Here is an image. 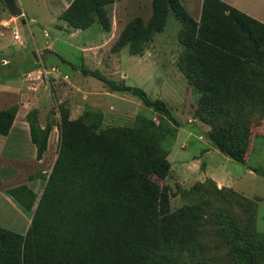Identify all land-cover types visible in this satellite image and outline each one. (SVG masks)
Wrapping results in <instances>:
<instances>
[{
    "label": "trees",
    "instance_id": "obj_1",
    "mask_svg": "<svg viewBox=\"0 0 264 264\" xmlns=\"http://www.w3.org/2000/svg\"><path fill=\"white\" fill-rule=\"evenodd\" d=\"M115 1L118 0H73L65 10V19L73 27L83 28L97 16L102 27L109 29L106 6ZM169 14L181 24L179 43L183 51L177 64L189 88L200 92L199 118L240 115V100L248 102L246 107L264 109V23L223 0H203L199 20L191 17L179 0H151L148 20H129L113 48L129 46L132 54L142 51L162 30ZM189 54L194 57L189 59ZM80 70L105 83L108 91L138 97L144 106L161 115L160 124L139 116L141 121L131 128L96 131V126L80 118L68 119L64 113L58 123L60 150L47 182L51 184L43 192V198L50 199L40 200L33 208L36 194L29 186L21 184L7 190L32 215L25 234L0 227V264H177L169 255L157 257L162 245L168 247L176 240L178 217L159 214L162 187L153 175L164 181L171 174L167 158L170 149L162 145L163 120L173 127L180 123L162 99H151L142 88L116 83L98 70L84 66ZM16 111V107L0 110V134L8 133ZM26 120L40 159L55 123L46 122L42 127L35 109L27 112ZM210 125L208 139L212 145L245 164L249 137L239 134L231 122ZM98 147L101 150L66 200L59 208L51 205L54 197L67 193L64 170ZM256 212L255 208V219ZM222 219L217 225L221 234L231 240L240 259L236 264H264L255 230L250 235H238L235 223L225 218L223 225ZM238 243L242 245L239 249Z\"/></svg>",
    "mask_w": 264,
    "mask_h": 264
},
{
    "label": "rangeland",
    "instance_id": "obj_2",
    "mask_svg": "<svg viewBox=\"0 0 264 264\" xmlns=\"http://www.w3.org/2000/svg\"><path fill=\"white\" fill-rule=\"evenodd\" d=\"M183 1L188 2V6L192 7L191 1ZM237 1L249 4L253 8H258V5L262 2V0ZM15 4L20 8L22 7L24 11L22 18L25 19V24L22 23L21 17L17 18L11 15L4 1L0 0V38H6L8 35L13 37L15 31H18L20 39L23 42L21 44L17 40L15 45L10 43L6 50H0V58L6 57L9 59L7 64L3 65L0 63V85L14 87L17 82L19 83L21 81L19 76L23 72L20 71L21 66H23L24 72L35 71L34 74L37 75V78L32 75L31 77H33V81L37 80L41 83L40 105L42 107L30 110L35 109L37 111L38 120L43 124L46 122L57 123V126L53 127L51 133L54 135V146L49 152L51 155L50 157H46L44 162L41 163L38 171L40 177L38 182L35 181L38 184L35 187L37 188L36 199L40 201L44 199L43 192L48 185L46 181L50 177L49 172L58 157L61 141L60 128L58 127L60 121L58 108L56 104L52 102L48 103V99H46V94L50 91L49 87L52 81H57L59 85H62L61 83L67 82V80H64L67 77L63 76V74H66V76H69L68 81L73 83V85L75 84L78 87V91L81 92L90 90V88L91 90L92 88L100 89L102 85L107 91L109 88L96 77L85 75L81 72V66L84 65L80 61V55L77 49L68 43L71 38L65 33L68 27H73L65 19V10L61 11L59 22H56L52 16V7L46 4V0H16ZM111 9L110 6H106L107 14ZM124 9L126 15L131 11L127 6ZM190 10L191 13H189L194 16L196 9ZM80 15L78 14V16ZM150 15V7H146L144 13L143 11L140 12V16L145 21L148 20ZM3 18H8L14 21V23L3 22ZM132 18L134 16H127L120 23L119 35ZM181 29L180 21L173 14H169L165 18L162 30L146 43L150 44L146 45L142 51L135 53L143 54L147 50V55L150 58L148 62L138 61L137 57L133 60L132 57L134 56L129 57V46L114 49L113 47L119 37L118 35V37L103 47L102 60L94 64H97L99 68L101 67L100 69H103L105 72L104 75L116 83L138 86L151 99H162L170 108L174 118L180 123V126L173 127L174 125L162 117L164 119V126L161 128L163 129V147L166 150L173 148L174 153L172 154L173 158L170 156L171 161L173 160L175 163L176 161L179 162L180 159L181 163L188 162L189 166L187 168L188 173L180 176L178 168H176L178 164H176L174 171L164 181L159 180L153 175V179L157 180L162 187L159 214L161 216L173 215L178 217V228L175 233L176 240H173L168 247L162 245L157 252V257L169 255L177 264H236L240 262V259L234 253V248L231 246V240L221 234L220 228L217 225V223H220V219L223 218L222 224L224 225L226 223L225 218H230L231 222L235 223L240 231L238 235H250L252 234V230H255L260 256L264 263V109L250 105L246 107L248 102L240 100L239 108H242L240 115L232 113L226 118L221 115H213L210 118L206 116L207 120H201L197 114V102L200 92H195L189 88L187 79L177 64L183 51L179 43ZM45 32L51 40H54L55 34L58 35L52 46H50L51 43H48L49 45L45 43ZM35 45H37L39 52H41V63L44 66H50V68H58L59 73L51 72L48 74V78L47 75L45 78H42L39 72L42 66L40 65L38 69L30 53V49L35 47ZM121 50H123V54H120ZM125 50L127 54H124L126 53ZM110 53H119L120 56L108 59L107 54ZM193 57V54H189V59ZM84 67L87 68L88 66ZM108 69H112V72H109ZM80 95V92L76 91L75 96L77 99ZM232 95L233 93L229 94V96ZM5 96L11 102L7 103L6 107L0 110L3 111L10 107L17 108L18 104L14 102L13 94L6 93ZM105 102H109L106 104L109 107L118 109L116 112L106 109L103 121L101 123L98 121L97 123L98 127H96V131L108 130L113 127L131 128L137 121H141V118H138L139 116L150 119L156 125L160 124L161 115L154 112L151 108L144 106L138 97L128 92H117V96L105 100ZM74 103L76 102L74 101L72 105H75ZM0 105L2 106V104ZM70 108L73 118H77L82 113V109L78 105ZM105 108L108 107L105 106ZM216 109L219 110L218 107ZM27 110L24 107L22 115ZM81 116L83 115L81 114ZM91 116L95 118L94 114ZM220 121L234 123L239 134L243 133V135L249 137L247 161L245 164L225 156L208 139V133L211 129L210 123ZM187 131H191V133L189 134ZM180 135L184 136L175 141V137ZM174 141L175 145H173ZM180 143H182V148L179 147ZM8 148L9 144L7 145ZM207 148H210L211 152L206 153L205 150ZM100 150V147L96 148L92 153L90 152L85 157L78 159L77 162H74L73 166L64 170L63 175L67 176L63 184L67 193L54 197L51 205L57 204L58 208L60 207V204L66 200L68 192L71 191L70 189L76 184L79 176L85 171V168L89 166ZM175 151H178V153ZM182 153L188 154L186 156V154ZM190 156H194L195 159L198 158L199 160L190 162L192 161ZM210 165L217 169H225V172L230 177H235L234 186L235 188H241L243 193L229 187L215 186L210 177L215 175L216 172L209 171ZM247 167L261 176H258L257 180L252 178V175L247 174ZM226 188L236 193L232 194V191L230 192ZM48 198L44 200H49L50 198ZM255 208L257 209L256 219L253 216ZM25 213L28 214L29 212L25 211ZM241 247L242 245L239 243L236 246L238 249Z\"/></svg>",
    "mask_w": 264,
    "mask_h": 264
},
{
    "label": "crops",
    "instance_id": "obj_3",
    "mask_svg": "<svg viewBox=\"0 0 264 264\" xmlns=\"http://www.w3.org/2000/svg\"><path fill=\"white\" fill-rule=\"evenodd\" d=\"M16 3V0H14ZM19 1V0H18ZM185 10L189 13L193 8L196 9L195 15H191L195 20H199L200 13H201V6L203 0H189V2H192V7L188 6L189 3L184 2L183 0H179ZM227 4L241 10L242 12L248 14L249 16L255 18L256 20L264 23V0L258 5L259 7H252L249 4H244L243 2H238L237 0H223ZM73 2V0H46V4L50 7H52V16L55 18V21L59 22V15L62 10H66L70 4ZM107 6H110L112 9L108 13L109 18V29H104L102 25L99 23L98 17L95 16L93 18V22L83 28H77V27H68V30H65L67 36L71 39H69L68 43L72 44L76 49L78 54L80 55V61H82V64L84 66H88L87 69H99L100 72L104 75L103 69L101 70L99 66L94 65L95 63L99 62L103 58V47L112 40H114L119 35V29H120V23L127 17L131 16L135 17H142L140 16V12L143 11V13L146 10V7H150L151 9V0H118L113 2L112 4H109ZM128 7L131 11L126 15L124 7ZM18 7V6H17ZM54 7V8H53ZM20 8V7H19ZM57 8V9H56ZM23 15L24 11L22 7L20 8ZM24 19V18H23ZM133 19V18H132ZM25 20V19H24ZM144 20V19H143ZM3 22H9L12 24L14 21L3 18ZM145 22V20H144ZM26 21L23 23L25 24ZM65 27V25H64ZM15 33H18V31H15ZM45 43H51L50 46L54 43V41L57 39L58 35H54V40H51L48 36V34L45 32ZM19 38L20 35H19ZM17 40H15L12 36L8 35L6 38H0V50H6L7 46L11 43L14 45L16 44ZM44 43V42H43ZM150 44V43H148ZM147 44V46H148ZM49 45V44H48ZM17 46H19L17 44ZM147 51V50H146ZM144 52L143 54H132L128 52V56L132 57L133 60H135V57H137L138 61L141 62H148L150 60L149 56L147 55V52ZM123 52V50L120 51V54ZM126 52V50H125ZM30 53L33 56V61L36 63L35 65L40 68V65L44 67L45 69H50V66H44L41 61V52H39V48L37 45L35 47H32L30 49ZM34 53V54H33ZM123 54V53H122ZM124 54H127L124 53ZM118 54L110 53L107 54L108 59H114L115 56L118 58ZM36 56V57H35ZM120 56V55H119ZM116 58V59H117ZM62 60H65L64 58H61ZM115 59V60H116ZM9 62V59L6 57L0 58L1 64H7ZM49 62V61H48ZM39 65V66H38ZM23 66L20 67V71H23L20 74L21 81L14 87H5L3 84L0 85V88L3 87L0 90V109H3L6 107L7 103L11 102L9 98L5 96V94H13L14 96V102H16L17 105V111L15 114V117L13 119V122L11 124V127L7 134L3 135L0 134V227H3L5 229L25 234L27 231L30 221H31V212L28 214L23 211V209L19 206V204L7 193V190L9 188L25 184L29 186L36 194L37 197V188L36 182L39 180V167L41 163L44 162L46 157H50L51 154H49L51 148L54 146V135H52L53 127L57 126L56 124H53L48 138H47V149L42 154V157L40 159H37V149L35 144L31 140L30 136V128L29 123L26 120V114L27 112L32 108H40V93H41V83L37 80L33 81V77L37 78V75H35L34 72L26 71L24 72ZM41 67V68H42ZM48 67V68H47ZM22 68V69H21ZM40 68V73H41ZM117 68V67H116ZM98 70V71H99ZM38 71V70H37ZM109 72H112V69H108ZM49 74V73H48ZM47 74V78L49 77ZM42 78H45L46 75L41 73ZM66 74H63L65 76ZM26 76V77H25ZM63 76H61L63 78ZM41 78V79H42ZM66 83H61L62 85H59L57 81H52V84L50 85V91L46 94L48 99V103H54L56 104V107L58 108L59 118L65 113L67 115L68 119H76L73 118L71 114V108L72 106L76 107L77 105L80 106L82 109V115L81 114L77 117L82 120H84L87 124H92L96 127H98L97 123L102 122L104 115L106 114L104 111L106 109L112 110L113 112H116L118 108L109 107V105H106L109 102H105V100L112 99L114 96H117V92H110L107 91L103 85L101 88H90V90H84L83 92L78 91V87L73 83H70L69 76H67ZM101 81V80H100ZM1 82V80H0ZM102 82V81H101ZM40 88V89H39ZM76 91L80 92V96L77 99ZM9 96V95H8ZM76 97V98H74ZM44 98V97H43ZM119 98V97H118ZM11 99V98H10ZM45 100V98H44ZM75 105H72L73 102ZM107 106L108 108H105ZM27 108V112L22 115V109ZM42 107V106H41ZM111 111V112H112ZM20 112V113H19ZM95 115V118H93L91 115ZM82 117V118H81ZM85 117V119H83ZM86 117H88L86 119ZM41 126L43 127L44 124L40 121ZM189 134L191 131H187ZM179 133V132H178ZM182 133V132H180ZM184 135L176 136L175 141L178 138H182ZM57 140V138H56ZM175 141L173 145H175ZM185 141V140H184ZM9 144V148L7 149V145ZM181 144H179V147H181ZM182 148V147H181ZM178 153V151H175ZM206 153L211 152L210 148H207L205 150ZM173 148L169 151L167 158L171 164V173L174 171L175 165H177L176 168H178V174L180 176H183L184 174L188 173V162H179L176 161L175 163L173 160L171 161L170 156L173 158ZM187 154L188 153H182ZM226 156V155H225ZM228 157V156H227ZM24 159V161H23ZM190 159L193 162L194 160L198 161L199 159L194 156H190ZM231 159V158H230ZM56 160L53 163V167L55 165ZM3 163V164H1ZM209 166V165H208ZM53 167H51L50 174L53 170ZM211 172H216L215 175L211 176L210 178L215 182V184L218 187H229L232 188L235 191H238L240 193H243V190L241 188H235L234 186V178L230 177L226 172L225 169H217L210 165L208 168ZM220 171V173H218ZM247 174L252 175L254 179L257 180L258 176H261L260 174L252 171L249 167H247ZM49 174V176H50ZM224 174V175H223ZM223 175V176H221ZM251 178V177H249ZM49 179V178H48ZM48 179L46 183L48 182ZM170 179V177H169ZM45 183V185H46ZM39 200H35L33 208L38 206Z\"/></svg>",
    "mask_w": 264,
    "mask_h": 264
},
{
    "label": "water",
    "instance_id": "obj_4",
    "mask_svg": "<svg viewBox=\"0 0 264 264\" xmlns=\"http://www.w3.org/2000/svg\"><path fill=\"white\" fill-rule=\"evenodd\" d=\"M3 1H4L5 5H6V8H7L8 12L11 15H13V16H15L17 18H19V17L22 18L23 13H22L21 9L19 7H17V5L15 4L14 0H3ZM21 21H22V23L25 22V20L23 18L21 19Z\"/></svg>",
    "mask_w": 264,
    "mask_h": 264
},
{
    "label": "built area",
    "instance_id": "obj_5",
    "mask_svg": "<svg viewBox=\"0 0 264 264\" xmlns=\"http://www.w3.org/2000/svg\"><path fill=\"white\" fill-rule=\"evenodd\" d=\"M13 38L15 40H18L21 44L23 43L22 40L19 38V34L18 33H14ZM59 73V69L56 67H51L50 69H45L44 67L41 68V73H43L44 75H47L48 73ZM65 78L67 77L66 75L64 76Z\"/></svg>",
    "mask_w": 264,
    "mask_h": 264
}]
</instances>
